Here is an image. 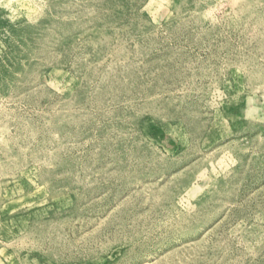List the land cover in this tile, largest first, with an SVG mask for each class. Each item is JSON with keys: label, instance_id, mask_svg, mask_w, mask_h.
Wrapping results in <instances>:
<instances>
[{"label": "rangeland", "instance_id": "rangeland-1", "mask_svg": "<svg viewBox=\"0 0 264 264\" xmlns=\"http://www.w3.org/2000/svg\"><path fill=\"white\" fill-rule=\"evenodd\" d=\"M0 264H264V0H0Z\"/></svg>", "mask_w": 264, "mask_h": 264}]
</instances>
